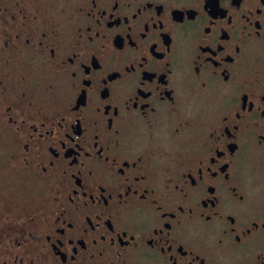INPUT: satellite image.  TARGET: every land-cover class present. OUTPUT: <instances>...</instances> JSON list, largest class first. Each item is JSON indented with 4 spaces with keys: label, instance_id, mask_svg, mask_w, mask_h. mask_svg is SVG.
<instances>
[{
    "label": "flooded vegetation",
    "instance_id": "flooded-vegetation-1",
    "mask_svg": "<svg viewBox=\"0 0 264 264\" xmlns=\"http://www.w3.org/2000/svg\"><path fill=\"white\" fill-rule=\"evenodd\" d=\"M0 144V264H264V0H0Z\"/></svg>",
    "mask_w": 264,
    "mask_h": 264
},
{
    "label": "rangeland",
    "instance_id": "rangeland-1",
    "mask_svg": "<svg viewBox=\"0 0 264 264\" xmlns=\"http://www.w3.org/2000/svg\"><path fill=\"white\" fill-rule=\"evenodd\" d=\"M4 149H6L5 146H3L2 144H0V196L5 194L2 190V184L5 183L6 184V179L8 178V174L10 171L9 166L7 165V153L6 150L4 151ZM5 184H3V188L4 190H7V186H4ZM19 182L15 183L13 185V187L17 190L19 189ZM15 192V191H14ZM14 192H11V194H13ZM6 195V194H5ZM21 200V196L17 197L16 201Z\"/></svg>",
    "mask_w": 264,
    "mask_h": 264
}]
</instances>
